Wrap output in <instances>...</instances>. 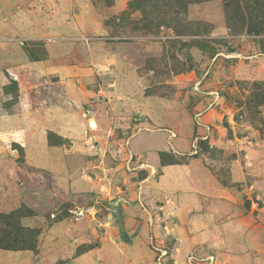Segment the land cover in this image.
I'll use <instances>...</instances> for the list:
<instances>
[{
  "label": "rangeland",
  "instance_id": "1",
  "mask_svg": "<svg viewBox=\"0 0 264 264\" xmlns=\"http://www.w3.org/2000/svg\"><path fill=\"white\" fill-rule=\"evenodd\" d=\"M0 247L264 264V0H0Z\"/></svg>",
  "mask_w": 264,
  "mask_h": 264
},
{
  "label": "trees",
  "instance_id": "2",
  "mask_svg": "<svg viewBox=\"0 0 264 264\" xmlns=\"http://www.w3.org/2000/svg\"><path fill=\"white\" fill-rule=\"evenodd\" d=\"M20 237L21 236H16L15 239L18 241V239H20ZM0 248L10 249V250H19L21 247H18V248H16V247H14V248L13 247H7V248L6 247H0ZM24 249L35 250V247H33V248H29V247L25 248L24 247Z\"/></svg>",
  "mask_w": 264,
  "mask_h": 264
},
{
  "label": "water",
  "instance_id": "3",
  "mask_svg": "<svg viewBox=\"0 0 264 264\" xmlns=\"http://www.w3.org/2000/svg\"><path fill=\"white\" fill-rule=\"evenodd\" d=\"M117 214H118L119 218L121 219V217H122V210L121 209L117 210Z\"/></svg>",
  "mask_w": 264,
  "mask_h": 264
},
{
  "label": "crops",
  "instance_id": "4",
  "mask_svg": "<svg viewBox=\"0 0 264 264\" xmlns=\"http://www.w3.org/2000/svg\"><path fill=\"white\" fill-rule=\"evenodd\" d=\"M168 136H169V135L167 134V137H168ZM136 142H137V141L135 140L134 143H133V144H134V147L138 146V144H136Z\"/></svg>",
  "mask_w": 264,
  "mask_h": 264
},
{
  "label": "built area",
  "instance_id": "5",
  "mask_svg": "<svg viewBox=\"0 0 264 264\" xmlns=\"http://www.w3.org/2000/svg\"><path fill=\"white\" fill-rule=\"evenodd\" d=\"M89 210H91V209H89ZM87 212L91 213L90 211H87Z\"/></svg>",
  "mask_w": 264,
  "mask_h": 264
}]
</instances>
